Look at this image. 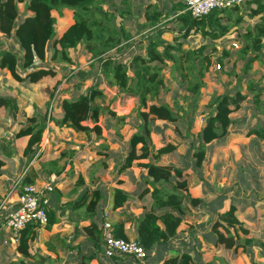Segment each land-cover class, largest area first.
<instances>
[{
	"label": "crops",
	"instance_id": "1",
	"mask_svg": "<svg viewBox=\"0 0 264 264\" xmlns=\"http://www.w3.org/2000/svg\"><path fill=\"white\" fill-rule=\"evenodd\" d=\"M140 2L145 3L144 0H138V3ZM132 15L133 17L124 16L123 23L117 25L130 36L129 41H125L119 50L111 51L113 58L130 63L137 58L146 57L147 42L157 33L153 27H143L146 22L144 14L133 12ZM65 16L63 21L57 20L56 24L60 29L59 34L56 32L57 38L74 23L72 17H67V14ZM176 26L178 25L174 22L173 26L167 24L161 28L176 29ZM0 35L3 36L2 33ZM162 39L170 43L171 33H164ZM182 42L184 43V40ZM13 45L14 47H9L8 50H15L19 54L20 66L16 73L21 80L18 81L9 71L0 68V202L30 167L28 172L32 171L36 175L35 184L49 182L51 177L56 178L49 208L54 222L49 228L39 229L37 239L30 245L29 257L23 256L18 245L9 242V235L6 234L0 240V264H140L128 257L109 258L105 255L103 226L109 222L116 236L139 241V220L148 212L161 215L169 211L160 207L159 201L161 197L174 192L179 180L173 177L171 182L155 181L153 175H148L149 168L141 165L148 164L149 160L134 161L130 167L125 168L129 153L128 142L137 129L135 132L129 131L128 125L129 135L115 139L117 117L109 115L108 112L102 113L97 122L101 128V136H96L94 132L89 136L56 125L55 120L61 119L63 115L61 100L55 104L54 114L38 146L39 149L44 145V151L37 161L31 164L30 158L24 156L30 137L17 139L15 136L27 126L30 119L42 117V108L48 102L54 79L60 78L65 67L61 61L47 59L42 62L38 58L26 65L22 62L23 53L19 50L18 43L14 42ZM84 49L92 57L85 47L79 46L76 53L79 55L81 52L85 57ZM4 50L7 49L1 46L0 58ZM156 50L163 53L162 47H157ZM50 54L51 52H48L49 56ZM165 67L172 71L174 69L170 61H166ZM40 68L49 71L50 75L34 83L25 79L27 74ZM129 76H133V73ZM88 86L89 84H86L82 91L74 92L70 97L85 94ZM103 94L104 109L109 108L119 117L130 115L138 107V99L120 95L117 87L104 90ZM6 100L16 102L17 113H7L4 110ZM204 115V119L208 117L207 114ZM84 125L93 128L96 124L88 121ZM173 129L172 123L158 120L151 129V141L153 152L167 144L176 148L167 157L170 159L167 164L184 172L187 188L183 194L187 199L183 208L186 213L176 236L166 242L157 243L149 250L147 263L163 264L167 260L186 254L191 256L195 264H241L243 250L226 249L225 245L220 243L214 227L217 222H221V215L229 212L234 206L242 227L249 231L246 236L239 225L230 227V235L235 242L244 244L247 238H253L256 241L255 246L264 247V194H261L264 185L261 183L260 186L255 177V184L253 178L248 180L258 175L252 168H243L241 172L237 167L233 168L231 176L228 177L219 167L214 175H206L207 169L197 175L193 166L194 158L189 155V145L187 146L185 141L180 143L174 136ZM187 133L189 131L184 133V136ZM254 136L256 138L254 134L248 135L251 139L249 141H253ZM226 141L220 139L212 145L216 146L217 143L221 147L227 144ZM212 145L209 147L212 148ZM249 157L253 159L252 156ZM152 165L161 166L162 163L154 161ZM92 203H95V206H92ZM17 206L18 204L11 202L8 209L11 211ZM92 224L98 228V241L90 232ZM223 229L220 227L219 231L223 232ZM4 240L8 244L3 247Z\"/></svg>",
	"mask_w": 264,
	"mask_h": 264
},
{
	"label": "trees",
	"instance_id": "2",
	"mask_svg": "<svg viewBox=\"0 0 264 264\" xmlns=\"http://www.w3.org/2000/svg\"><path fill=\"white\" fill-rule=\"evenodd\" d=\"M128 2L129 0H125L124 4H126L127 12L130 14L133 5L131 7ZM103 3L102 0H0V33L4 37L14 38L17 41L19 50L23 53L22 62L26 65H30L35 58L42 62L50 59L51 61L72 64L70 51L83 45L92 55L93 62L90 63V67H93L95 73L91 76H97V78L93 80L85 94L62 99L63 115L61 119L55 120L58 126H65L89 136L91 132L100 136L101 128L97 122L101 114L108 112L109 115L115 117L109 108L105 110L104 104H101L104 101V87L114 88L116 86L120 95L133 96L139 100L140 108L137 109L139 123L136 124L138 130L128 142L129 153L125 168L130 167L134 161L140 160H149L148 164L141 165L150 168L152 163L156 161L162 165L154 167L155 181L171 182L173 177L179 180L174 187V192L169 196L161 197L159 201L160 207L167 208L169 211L163 212L161 215L148 212L139 220L137 226L138 240L149 251L157 243L166 242L176 236L177 229L186 213L183 208L187 199V196L183 194L187 188L184 172L167 164L170 161L167 157L176 148L167 144L157 152H153L151 147V124H155L158 120L172 124L178 123L181 119L179 113L185 111L179 102L171 105L166 102L167 100L159 98L160 86L165 85L160 75L166 61L173 63L174 77L181 78L180 83L182 85L187 84L186 88L184 87L185 99L189 100L190 95L194 96V102H190L189 110V113L193 114L195 106L197 108V99L201 95L202 88L205 87L203 80L211 66V55L209 54L217 52L216 42L223 41L235 31H240L243 27L242 24L257 14L260 15V22L255 27L246 29L245 33L239 32L241 37L239 57L246 61L245 73L251 69L255 61L261 62V54H264V0H246L245 7L249 10L247 13L242 7H232L215 10L203 18H194L191 13L185 11L183 0H170L169 3L173 4L172 8L179 13L173 19L178 25L176 29L174 27L162 29L160 21L164 12L151 5L144 11L146 22L143 27H153L157 33L147 42L146 57L137 58L131 63L120 58H113L111 55V51L119 50L125 41H129L130 36L122 27L117 26L115 17L103 8ZM21 5H23V12ZM65 12L72 13L74 23L61 37L57 38L56 16L62 18ZM164 33L173 34L175 43L172 44L163 40L162 35ZM189 37H193V39L201 37L210 43H204L198 50H186L183 48L184 43H179V41H185ZM157 47L163 48L162 54L158 53ZM49 48L52 51L50 56L48 55ZM222 48L224 54L220 62L231 56L226 45ZM173 51L176 52L175 55L172 54ZM19 66L20 60L17 51L5 50L1 52L0 68L9 71L18 81L21 80L16 73ZM129 69H132L133 76H129ZM80 74L85 79L90 75L89 70L85 69L81 70ZM47 75H50V72L40 68L27 74L25 79L34 83ZM93 78L91 77V79ZM249 87L250 91L255 93L258 99L256 103L260 108L262 104V100L259 99L261 92H257L251 83ZM149 96L152 101L150 105L148 104ZM245 98L246 96L241 94L239 90L235 91V96L228 92L214 97L210 103V110L207 113L208 117L205 118L203 129L197 133L189 131L185 135L189 150L195 151L194 157L198 158L197 165H201L207 145L226 137L234 126L240 127L242 125L230 115L233 111L231 108H239ZM5 107L4 110L7 113L13 112L15 114L18 111L14 100H6ZM199 114L202 113L199 112ZM124 119L121 117L118 121L123 122ZM47 121L48 112H42L41 118L30 119L27 126L19 130L15 136L17 139L25 136L30 137L24 153L25 157L30 158L29 161H32L37 153L47 128ZM88 121H92L96 125L93 128L85 126L84 123ZM192 125L191 123L188 124L190 130ZM263 133V128L260 130L251 129L247 132V136L254 134L264 138ZM195 143L197 147H195ZM35 180L36 175L29 171L21 185L34 184ZM91 205L95 206V203ZM48 217L47 228L54 222L50 212ZM237 225L241 227L244 235H249V231L242 227V223L236 215V207L232 206L229 212L221 215V222H217L214 227L218 239L221 244L225 245L226 249H234L235 251L242 249L245 253L251 254L249 248L255 246L256 243L253 238H247L244 244H240L235 242L230 235L229 228ZM220 227L224 228L223 232L219 231ZM40 228L38 224H29L21 232L18 249L23 256H30V245L37 239ZM90 232L98 241L99 232L95 224H92ZM163 264H195V262L191 256L184 254L167 260Z\"/></svg>",
	"mask_w": 264,
	"mask_h": 264
},
{
	"label": "rangeland",
	"instance_id": "3",
	"mask_svg": "<svg viewBox=\"0 0 264 264\" xmlns=\"http://www.w3.org/2000/svg\"><path fill=\"white\" fill-rule=\"evenodd\" d=\"M102 1H104L105 3L102 4L103 8L105 10H108V12H110L112 16L115 17V22L117 25L123 23L122 19L125 18L124 16L130 15L131 17H133V12L139 13L140 11V14L143 15L144 11L151 5L156 6L159 11L164 12L163 17L160 21L161 26H165L167 24L173 26V19H175L177 14H179L173 10V4L169 3L170 0H144L145 3L143 4L141 2L138 3V0H129L128 5H131V7L133 5L132 13L130 12V14H128L129 12H127V6L126 4H124L125 0ZM148 1L150 2L148 3ZM20 7L22 11L23 5H21ZM242 8L244 11H246V13L249 12L245 5H243ZM126 12L127 14H124ZM65 14H67V17H72V13L68 12L64 13L63 18L56 16L57 20L60 19L61 21H63L66 17ZM247 18L249 19V17ZM259 22L260 15L257 14L255 17H252L248 21L246 20L245 23L242 24L243 27H241L240 31H235L223 41L216 42L217 52L209 54L211 55V66L209 72L205 75V78L203 80L205 83V87L201 90V95L197 99V108L195 106L193 114H190L189 110L191 106L190 102H194V96L190 95L189 100L185 99L186 92L184 90V87L187 86V84L182 85V83H180L181 78H175L172 70H168V68L166 67H164V69L162 70L160 78L163 79L165 85L160 86L159 98L165 101L168 99L171 105H175L176 102H179V104L184 107L185 111L179 113V115H181V119L179 120V122L173 123V133H175L174 136L180 141V143L184 141L187 142V146L188 141L185 140L184 133L188 131H191L192 133L197 131L200 132L203 129L205 125V119L203 115L209 112L210 103L213 101L214 97L221 96L228 92L232 93V95L235 96V91L237 90H239L241 94L246 96L245 100H242L241 106L239 108H231L233 110L232 114L230 115L231 118H234V120L238 121L239 124L242 125L240 127H235V129L230 131V137L228 134L226 137L221 139L222 141L227 140V144H224L221 147L217 143L216 146L211 144L212 148L209 147L211 146L210 144L207 145L206 153L204 155L203 161L201 162V165H197L198 158L196 156L194 157L195 151H190L189 155L192 156V158H195L193 159V166L194 171L197 175H199V173H203V170L206 169V175H214L215 173H217L219 167L225 172V176L228 177L231 176L233 168L237 167L239 171L243 170V168H252L253 172L258 175L250 177L248 180L251 181V179L253 178V184H255V177L257 178L258 184L260 183V186L261 183L264 185V138L256 136V139L254 136L253 141H249L251 139L248 138L246 134L248 132L247 130L251 129L260 130L261 128H263L264 132V54H261V62L255 61L251 69L247 73L244 72L246 61L239 57V50L241 48V37L239 32L245 33L246 29L255 27V25ZM57 26L58 25L56 24L55 30L59 34L60 29ZM135 35H138V33H135ZM171 35V42L172 44H174L175 38L173 34ZM202 40L203 39L201 37H198L196 39H193V37H191L184 41V49L198 50V48H200L204 43H210V41ZM14 42L17 43L14 38L5 39L4 35H0V47L2 46L8 50L9 47H14ZM181 42L182 41H179V43ZM225 45L227 46V50L230 52L231 56L230 58L223 59V62H220V59L223 58L224 54L222 46ZM235 45L237 47H235ZM81 47L84 48L85 46L83 45L80 46V48ZM76 51V49L70 51V57H72L74 60L72 64L62 63V66L65 67V70H63L60 78L54 79L48 102L44 105V108H42L43 113H45L46 111L48 112L47 124H49L50 121L49 117L53 116L54 114L56 108L55 104L57 102H59L60 100L62 101L63 98H71L70 94L77 91H82L86 84H89V89L93 80L97 78V76H91V74L95 73L93 67H90V63L93 62L92 57L86 53L85 49L83 50V52L86 53L85 57L82 56L81 52L78 55ZM50 52H52L51 49ZM172 54H176V52L173 51ZM217 64L220 65V69H218V67L216 66ZM83 69L89 70L90 75L86 77V79L80 74L81 70ZM130 73H133L132 69L128 70L129 75H131ZM91 77L94 78L91 79ZM250 83L253 85L257 92H261L259 96V99L262 100L260 108H258V104L256 103L258 99L256 98L255 93H252L249 89ZM104 90H113V88L104 87L103 91ZM151 103L152 101L149 96L148 104L150 105ZM101 104L103 105L105 104V102L103 101ZM138 108H140V103H138V107L133 110L130 115L122 116L125 118L123 122H119L118 119L121 117L115 114L118 124L117 130H115L116 132L114 133L115 139H122L123 137L129 135L127 131L129 129L128 125L130 126L129 131H134L135 129H137L133 124L139 123L137 120ZM199 112H201L202 114H199ZM190 123L193 124L191 130L188 128V124ZM152 127L153 124H151L150 130L152 129ZM185 128L187 129V131H184ZM151 144V147L153 148V143ZM195 147H197L196 143ZM255 152L256 156H254ZM249 156H252L253 159H251ZM251 175L252 173H250V176ZM261 194H264V191ZM256 205L259 206L258 203H256ZM251 250L252 253L249 255L245 254L242 251L243 255L241 257V264H264V247L253 246Z\"/></svg>",
	"mask_w": 264,
	"mask_h": 264
},
{
	"label": "built area",
	"instance_id": "4",
	"mask_svg": "<svg viewBox=\"0 0 264 264\" xmlns=\"http://www.w3.org/2000/svg\"><path fill=\"white\" fill-rule=\"evenodd\" d=\"M183 2L185 11L191 13L194 18H203L215 10L242 7L246 0H183ZM216 66L220 69V65ZM44 148V145H41L31 164L37 161ZM28 170L17 179L0 202V240L7 234L9 235L8 241L14 245H19L21 232L29 224L46 227L49 221L50 198L55 191V177H51L49 182L22 186L21 182ZM11 202L18 206L9 211L8 205ZM7 244L8 242L4 240L3 247ZM103 248L105 255L109 258L123 256L140 264H148L149 251L137 240H126L116 236L109 222L103 226Z\"/></svg>",
	"mask_w": 264,
	"mask_h": 264
},
{
	"label": "water",
	"instance_id": "5",
	"mask_svg": "<svg viewBox=\"0 0 264 264\" xmlns=\"http://www.w3.org/2000/svg\"><path fill=\"white\" fill-rule=\"evenodd\" d=\"M153 170H154V166L151 165L150 168H149V172H148V175L151 177L153 175Z\"/></svg>",
	"mask_w": 264,
	"mask_h": 264
}]
</instances>
